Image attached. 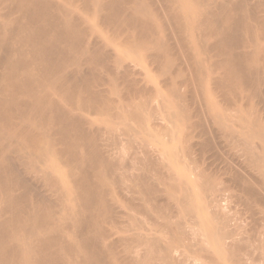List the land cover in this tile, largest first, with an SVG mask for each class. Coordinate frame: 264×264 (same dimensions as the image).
<instances>
[{"label": "bare ground", "instance_id": "obj_1", "mask_svg": "<svg viewBox=\"0 0 264 264\" xmlns=\"http://www.w3.org/2000/svg\"><path fill=\"white\" fill-rule=\"evenodd\" d=\"M0 264H264V0H0Z\"/></svg>", "mask_w": 264, "mask_h": 264}, {"label": "rangeland", "instance_id": "obj_2", "mask_svg": "<svg viewBox=\"0 0 264 264\" xmlns=\"http://www.w3.org/2000/svg\"><path fill=\"white\" fill-rule=\"evenodd\" d=\"M150 75H151V78L153 79L152 84H153V85H158V84H159V83H158V82H159V79L156 78V77H154V76H155L154 74H150ZM83 114H84L85 116L89 117L90 120H93L94 122H93V121H92V122L94 123L95 126H96V125H97V126H98V125H99V126L101 125L100 127H104V125L106 126V123H107V122H104V121H108L107 119H109V117L106 116L105 114H100V116L97 115V114L94 115V113H91V114H92V116H91V114H89V112H87V113H83ZM92 118H93V119H92ZM97 120H99V121H97ZM103 120H104V121H103ZM100 123H101V124H100ZM103 123H104V124H103ZM122 138H123V139L125 138V140L127 139L126 136H125V137H124V136H123V137L121 136V139H122ZM125 140H124V141L121 140V142H122V143H123V142H126ZM123 144H125V143H123ZM129 149H130V148H129ZM131 150H132V149H131ZM215 167H216V166H215ZM216 168L218 169V168H219V165H218ZM215 170H216V169H215ZM217 171H218V170H217ZM189 174H190V173H188V172L186 173V175H189ZM187 178H188V180H189L190 182H193V178H192L191 176H188ZM230 185H231V186H230ZM229 186L232 187V184L230 183ZM230 187H228V188H230ZM230 189H231V188H230ZM230 189H229L230 192L233 191V192L238 196V193H239V192L236 193V192L238 191V190H236V188L233 187V189H235L236 191H234L233 189H231V190H230ZM229 191L226 192L227 195L224 194L225 196H223V197H226V198H225L224 200H223V198H222V202H224V201L227 200V199H231V200H230V202H231V207H234V206H235L233 209H235L237 205H240L239 207H241V204H240V203H238V204L236 203L237 205H236L235 203H232V200L235 199L234 197H235L236 195H235L234 193H233L232 195H230ZM231 193H232V192H231ZM229 195H230V196H229ZM233 195H234V196H233ZM135 196H137V195H135ZM228 196H229V197H228ZM232 196H233V198H232ZM237 196H236V197H237ZM230 197H231V198H230ZM235 201H236V202H239V201L237 200V198H236L233 202H235ZM230 202L228 203V200H227L226 202H224L225 204H222V205L228 207L227 209H229V210L231 209V210H232V208H231V207L229 208V206L227 205V203L230 204ZM232 204H233L234 206H233ZM239 207H237V208L239 209ZM227 209H226V210H227ZM238 209H237V210L235 209L236 213H237V211L240 210V209H239V210H238ZM229 210H228V211H229ZM231 210H230V211H231ZM241 210H243V207H241ZM230 211H229V212H230ZM235 211H234V213H235ZM239 212H240V213H238V215H236V216H239V215L242 214V213L246 214L245 217H246V216H249V214L247 215V213H246L244 210L242 211V213H241V211H239ZM232 213H233V212H231V214H232ZM234 213H233V214H234ZM242 215H243V214H242ZM242 215H241V216H242ZM241 216H239V217L241 218ZM245 217H244V215L242 216V218H245ZM242 218H241V219H242ZM248 218H250V217H246V218H245L246 220H245V219L240 220L239 218H237V220L239 219V221H238L239 223H241L243 220H244V221H247V222H248V221L250 222V219H248ZM247 219H248V220H247ZM249 222H248V223H249ZM242 223L244 224L245 222H242ZM248 223H247V225L245 224V227H246V228H247V226H248ZM240 225H241V224H240ZM243 226H244V225H242V227H243ZM249 226H250V223H249ZM249 226H248V227H249ZM198 228H199V230H200V229H203L204 227H201V228L198 227ZM243 228H244V227H243ZM247 229H249V228H247ZM247 229H245V230H247ZM199 230H197V231H199ZM199 232H200V231H199ZM197 262H198V261H197ZM199 262L201 263L202 260H199ZM199 262H198V263H199Z\"/></svg>", "mask_w": 264, "mask_h": 264}]
</instances>
